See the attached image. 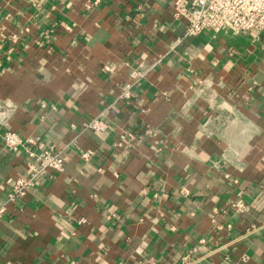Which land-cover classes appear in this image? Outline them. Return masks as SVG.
Here are the masks:
<instances>
[{
    "label": "crops",
    "instance_id": "0c3cea01",
    "mask_svg": "<svg viewBox=\"0 0 264 264\" xmlns=\"http://www.w3.org/2000/svg\"><path fill=\"white\" fill-rule=\"evenodd\" d=\"M86 1L0 0V264H264V32L186 36L171 0ZM119 61L152 66L129 98L126 66L102 70ZM5 130L64 165L14 203L27 159Z\"/></svg>",
    "mask_w": 264,
    "mask_h": 264
},
{
    "label": "built area",
    "instance_id": "2783aa9c",
    "mask_svg": "<svg viewBox=\"0 0 264 264\" xmlns=\"http://www.w3.org/2000/svg\"><path fill=\"white\" fill-rule=\"evenodd\" d=\"M101 1L87 0L86 8L97 6ZM171 2L172 16L177 20L185 21L186 36L198 35L206 29L214 33L224 30L232 31L235 34L240 32H264V0H171ZM122 66L127 68V80L123 85L120 98H129L133 86L146 77L152 66H145L140 63L132 67L125 61H119L105 63L102 70L107 76L111 77L116 75ZM13 114L14 106L11 103H0L1 126L6 127ZM106 127L107 125L98 117H92L82 125L83 130H90L93 133L102 132ZM131 136L129 133L120 132L114 146H122L123 142ZM1 138L5 148L12 151L21 148L27 159L28 174L19 176L14 180L7 194L6 203H14L26 196L39 176L52 175L64 170L62 156L53 145L48 148H39L33 137L22 138L11 130H5ZM92 154L91 150H84L80 152V157L87 161ZM232 206L243 210L246 207L242 201L235 202ZM5 213L6 205L2 204L0 205V219ZM210 221L216 231L229 230L231 227L230 224L216 222L214 217ZM199 243L205 245L206 239L201 238ZM193 251L192 249L181 257L182 264H190L189 259Z\"/></svg>",
    "mask_w": 264,
    "mask_h": 264
}]
</instances>
